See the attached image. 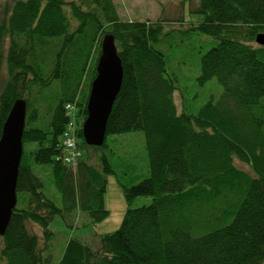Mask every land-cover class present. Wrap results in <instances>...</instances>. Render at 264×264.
I'll return each instance as SVG.
<instances>
[{
    "label": "trees",
    "instance_id": "obj_1",
    "mask_svg": "<svg viewBox=\"0 0 264 264\" xmlns=\"http://www.w3.org/2000/svg\"><path fill=\"white\" fill-rule=\"evenodd\" d=\"M193 10L203 20L192 28L217 40L201 58L199 83L216 76L223 86L196 113L177 106V77L155 45L162 22L123 20L113 0H12L0 23L7 65L0 137L16 99L26 101L27 113L0 264H264V45L256 42L264 0H199ZM106 33L123 80L105 142L92 146L82 126ZM76 98L71 122L65 106ZM139 130L140 154L111 137ZM67 136L82 152L71 163ZM109 176L127 205L120 226L89 242L71 236L58 262L44 255L56 215L86 214L93 223L109 217ZM143 196L149 201L135 205ZM204 226L207 233L192 235Z\"/></svg>",
    "mask_w": 264,
    "mask_h": 264
},
{
    "label": "rangeland",
    "instance_id": "obj_2",
    "mask_svg": "<svg viewBox=\"0 0 264 264\" xmlns=\"http://www.w3.org/2000/svg\"><path fill=\"white\" fill-rule=\"evenodd\" d=\"M74 1L82 2V0ZM113 2L123 20H149L150 22L163 23V34L155 45L165 54L168 71L177 77L175 93H179L180 100H183L182 103L178 102L177 104L179 110L184 108L185 103L189 107L188 111L196 113V110L210 97H214L215 100L219 99L223 94V86L216 76L203 84H200L198 80L202 56L217 43V40L211 35L192 28L203 20V14L193 10L198 5L199 0H113ZM11 4L12 0L0 1V23ZM66 11L72 17L68 8ZM73 24L75 25V22ZM5 54L6 49L3 51V56ZM6 80L7 65L3 58L0 62V91ZM111 137L117 138L126 150L132 153L140 154L144 150L145 136L143 131H129L111 135ZM90 152L89 160L93 161L96 153L92 149ZM235 162L239 168L250 171L247 164L238 160ZM38 173L45 174L47 171L40 169ZM108 179L105 206L110 210L109 217L102 222L93 223L90 218L88 221L85 220L86 214L69 213L66 217L56 215L49 226L52 235L48 239L44 255H50L54 262H58L71 236L84 237L87 238V241L90 239L97 240L102 234L114 231L120 226L127 205L115 178L109 176ZM54 192L55 189L51 188L50 193ZM54 197H56L57 203L62 205L60 194ZM149 198V196H143L136 201L135 205L147 203ZM20 201L22 202L23 198ZM209 230V227L204 226L190 231L192 235L198 236L207 233ZM33 231H37L39 235L42 233V231H38L37 227ZM41 239L43 241V236Z\"/></svg>",
    "mask_w": 264,
    "mask_h": 264
},
{
    "label": "water",
    "instance_id": "obj_3",
    "mask_svg": "<svg viewBox=\"0 0 264 264\" xmlns=\"http://www.w3.org/2000/svg\"><path fill=\"white\" fill-rule=\"evenodd\" d=\"M264 45V32L256 36ZM87 101V116L83 123V137L88 145L102 146L106 139L107 122L123 80V65L114 36L106 33ZM27 103L15 100L3 125L0 137V234L6 231L17 204V179L23 154V131Z\"/></svg>",
    "mask_w": 264,
    "mask_h": 264
},
{
    "label": "built area",
    "instance_id": "obj_4",
    "mask_svg": "<svg viewBox=\"0 0 264 264\" xmlns=\"http://www.w3.org/2000/svg\"><path fill=\"white\" fill-rule=\"evenodd\" d=\"M67 142V145L70 147V148H73L74 147V142H73V139L71 136H68L67 139L65 140ZM78 153L76 152H72V154L67 158L68 161H70L71 159H73Z\"/></svg>",
    "mask_w": 264,
    "mask_h": 264
}]
</instances>
